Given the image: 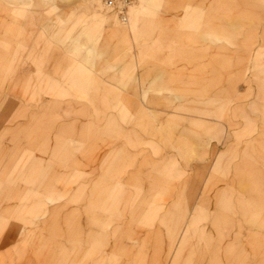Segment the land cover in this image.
<instances>
[{
  "label": "rangeland",
  "instance_id": "374dc122",
  "mask_svg": "<svg viewBox=\"0 0 264 264\" xmlns=\"http://www.w3.org/2000/svg\"><path fill=\"white\" fill-rule=\"evenodd\" d=\"M0 264H264V0H0Z\"/></svg>",
  "mask_w": 264,
  "mask_h": 264
},
{
  "label": "built area",
  "instance_id": "2783aa9c",
  "mask_svg": "<svg viewBox=\"0 0 264 264\" xmlns=\"http://www.w3.org/2000/svg\"><path fill=\"white\" fill-rule=\"evenodd\" d=\"M98 2L102 11L112 13L120 22L126 23L129 9L139 0H98Z\"/></svg>",
  "mask_w": 264,
  "mask_h": 264
},
{
  "label": "bare ground",
  "instance_id": "6f19581e",
  "mask_svg": "<svg viewBox=\"0 0 264 264\" xmlns=\"http://www.w3.org/2000/svg\"><path fill=\"white\" fill-rule=\"evenodd\" d=\"M89 1L93 2L99 9H101L98 0H89ZM106 13H108V12H106ZM109 14L113 15L115 17V19H116V16L114 14H112V13H109ZM124 24H126V23H124Z\"/></svg>",
  "mask_w": 264,
  "mask_h": 264
},
{
  "label": "crops",
  "instance_id": "0c3cea01",
  "mask_svg": "<svg viewBox=\"0 0 264 264\" xmlns=\"http://www.w3.org/2000/svg\"><path fill=\"white\" fill-rule=\"evenodd\" d=\"M142 1V0H141ZM144 1V0H143ZM113 32H126V30L125 29H119V28H116V29H114L113 30Z\"/></svg>",
  "mask_w": 264,
  "mask_h": 264
}]
</instances>
